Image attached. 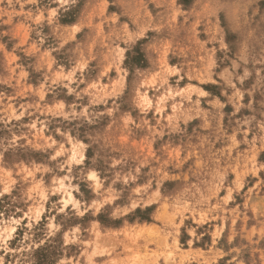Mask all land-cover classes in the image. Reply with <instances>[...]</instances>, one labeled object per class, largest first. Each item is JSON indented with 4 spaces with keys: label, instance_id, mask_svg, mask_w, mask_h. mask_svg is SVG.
Masks as SVG:
<instances>
[{
    "label": "rangeland",
    "instance_id": "1",
    "mask_svg": "<svg viewBox=\"0 0 264 264\" xmlns=\"http://www.w3.org/2000/svg\"><path fill=\"white\" fill-rule=\"evenodd\" d=\"M0 264H264V0H0Z\"/></svg>",
    "mask_w": 264,
    "mask_h": 264
},
{
    "label": "trees",
    "instance_id": "2",
    "mask_svg": "<svg viewBox=\"0 0 264 264\" xmlns=\"http://www.w3.org/2000/svg\"><path fill=\"white\" fill-rule=\"evenodd\" d=\"M148 222V221H147Z\"/></svg>",
    "mask_w": 264,
    "mask_h": 264
}]
</instances>
